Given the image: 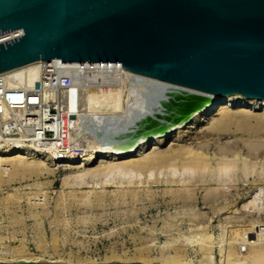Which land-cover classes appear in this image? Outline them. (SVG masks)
<instances>
[{
	"label": "rangeland",
	"instance_id": "rangeland-1",
	"mask_svg": "<svg viewBox=\"0 0 264 264\" xmlns=\"http://www.w3.org/2000/svg\"><path fill=\"white\" fill-rule=\"evenodd\" d=\"M175 99L170 96L163 98L159 105L161 108L152 113L149 122L145 115H142L144 118L137 114L139 120L135 125L138 123L139 127L137 124L134 134H140V131L142 136V131L155 132L161 125L176 124L179 121L176 117H181L182 112L184 114L191 106L186 104L187 99H181V104L185 102L182 104L184 107L179 106L178 99ZM225 111L216 108L213 115L194 128H189L188 123V126L174 130L166 140H159L164 143L163 152H181L184 147H191L192 150L184 154L186 157L195 153L205 154L210 157L213 168L217 167L215 161L237 160L234 163L231 159L236 168L231 172V179L222 182L227 195L221 193L223 186L220 184L201 185L183 168H165V165H175L177 160L159 169L139 170L138 167L121 166L111 171L104 168L110 162L100 158L92 166L97 171L91 175L84 174V167L79 166L83 163L81 158L76 159L74 165L64 161L56 164L47 162L46 170L40 169L36 162H30L32 159L29 160L32 164L27 163L33 166L16 169H13V161L4 162L7 164L0 169V253L11 257L10 251L20 248L47 259H62L61 262L67 264L113 261L202 264L208 261L206 255L209 254L213 264H225L224 256L241 252L240 244L246 248L249 240L255 241L254 238L259 235L257 229L261 226L257 223H264L263 213L257 215L253 212L252 215V207L242 209V205L251 202L261 191L259 188L264 187V112ZM141 117L147 122L139 123L142 122ZM87 123L84 125L92 129ZM110 128L111 136L106 131L108 135L101 132L103 137L99 138L107 141L105 145L122 139L112 136L119 134H115V128ZM206 131L208 134H205ZM179 133L182 135L180 138ZM184 133L189 137L185 135V139L179 141ZM84 135L81 127L74 134L81 140L74 144L79 153L85 150ZM127 137H123L125 141L129 140ZM115 138L118 140L115 141ZM9 139L5 138V143L0 141V145H9L6 143L14 138ZM157 141L152 142L155 144ZM99 143L103 147V143ZM145 148L143 150L148 154L156 152L154 146ZM140 155L143 156L138 151L131 158L137 159ZM178 161L181 163L183 160ZM206 171L211 177L209 169ZM217 187L220 191L213 192V198L208 191ZM197 225L207 227L208 233L202 232L211 236L199 233L203 229ZM222 227H226L225 233ZM236 235L239 236L238 243L232 241ZM206 245L212 246L211 250L205 248Z\"/></svg>",
	"mask_w": 264,
	"mask_h": 264
},
{
	"label": "water",
	"instance_id": "water-1",
	"mask_svg": "<svg viewBox=\"0 0 264 264\" xmlns=\"http://www.w3.org/2000/svg\"><path fill=\"white\" fill-rule=\"evenodd\" d=\"M14 30L22 35L0 43V73L52 59L116 62L216 96L264 102V0H0V35Z\"/></svg>",
	"mask_w": 264,
	"mask_h": 264
},
{
	"label": "bare ground",
	"instance_id": "bare-ground-1",
	"mask_svg": "<svg viewBox=\"0 0 264 264\" xmlns=\"http://www.w3.org/2000/svg\"><path fill=\"white\" fill-rule=\"evenodd\" d=\"M102 66L106 70H112L113 75L111 77H107L105 75H104V77L100 76L98 79H95V80H98L96 85L88 86V85H86L85 79H83L79 76L75 77V81H76L78 87L80 88L79 91L82 94L81 95L82 101L80 103L81 113L79 115V119H80V127H81L82 131H84V134H85L84 135V138H85L84 142L86 144L83 142L85 144L84 152L83 153H76V152L70 150V152L67 153V152H60V151H57V149H54L53 153L44 154L43 152H40V151H34L35 149L32 145H19L17 138L12 137L11 139H13V138L14 139L9 141V142L13 141L15 144L6 145V146L0 145V169H3L2 168L3 164L9 163L8 161H10V162L13 161V167H14V168L12 167L13 169H16L18 167H20V168L21 167L25 168L27 166L30 167V166H33V165H30V164H32L30 162H34V163L36 162L37 164L36 163L35 164L37 166H40L39 167L40 169L45 168V170H46L45 164L47 162H49V163L52 162V163L56 164V163L64 161V163H66V164L74 165L77 162L76 159L81 158L83 163H81L79 166L84 167V170H85L84 174L91 175L97 171V169L93 168L92 166L100 158L104 159L106 162H110L106 166H104V168L111 170V171L118 168V167H121V166L122 167H126V166L138 167L139 170H144V169L150 170L153 168L159 169L158 167L161 168L165 164H168L169 162L173 163L174 161L177 160V162H174L175 165H173V164L172 165H170V164L165 165V168H169L171 166H173V169H175V170L178 168L179 169L183 168L186 172H188L191 176H193L197 182H200L201 185H206V184H210V183H217V184H220L223 186V188H220V189H222L221 193H225V187H224L225 184L223 185L222 182L227 181L228 178H230L231 172L232 171L234 172V170H236V168L234 167V164L231 162L232 158L230 159V161H229V159L228 160L225 159L228 162L215 161V165L217 162V165H216L217 167L213 168V166L209 162L210 157L208 158V156L207 157L204 156L205 154L199 155L198 153H195L194 155H191V156L188 155L186 157L184 154L189 153L188 151L192 150L191 147H184V150H182L183 148L181 147L182 148V149H180V150H182L181 152L180 151L163 152L161 148L163 147L164 143H162L159 139L164 138L166 140V137L170 136V134L174 130L182 128V127H186V125L188 126V123H189V128H194L195 125L197 126V124H199L202 120H205L206 118H209L211 115H213V112L215 111L216 108L226 110L225 111L226 113L229 111L232 112V110H234V109L240 111L239 113H241V112L242 113H244V112H247V113L248 112H264V102L262 100L257 99V98L249 99V98H244L240 95L216 96V95H213V94H210L207 92H203L200 90H196V89H192L189 87H185V86L177 85V84L166 82V81H161V80H158L155 78L147 77L144 75L136 74V73H133V72H130V71L124 69L123 66L117 65V64H111V63L108 64L107 63V64H104ZM24 68H27L28 71H24ZM9 72H11V73L14 72V73L18 74L19 76H25V78L29 79L30 84H34L37 81L39 74H40L39 62H34V63L27 65L26 67L17 68L15 70H11ZM87 88H88V90L86 91ZM168 96H170V98L172 97L174 99L177 98L178 99V105L181 104V99H183V100L187 99L189 101L191 100L192 104H191V101L190 102L188 101L189 103L186 101V104L190 105L191 107H188L186 105L189 108L188 109L185 106L184 109L187 108L186 111H184V109L181 108L184 111V114L182 111H181L182 112L181 115L178 113L181 117H179V116L176 117V119L177 118L179 119V121L177 120L178 122L176 124L173 123L172 125L171 124L161 125V127H159V128L157 127L158 129L155 130V132L152 130L149 132H146V133H145V131H142V132H144V135H142V136H141L140 131H139L140 134H134L135 131L137 132V129L139 127L138 123H137L138 125L136 124L138 127L135 125V122H137L139 120V119H137L139 117L136 118L137 114H140L141 116L145 115V117H147V120L149 122L150 116L153 115L152 113H155L156 111H158L161 108L159 105H161L160 103H161L162 99L165 97H168ZM179 98H180V100H179ZM177 99H175V100L177 101ZM183 103H185V102H183ZM167 104H165V105H167ZM182 104H181V106L184 107ZM162 109H163V107H162ZM181 109H179V111ZM142 117H144V116H142ZM142 117H141V119H142ZM143 119L141 120L142 122H139V123L142 124V123L147 122V120H145V119L143 120ZM86 121H88V123L92 129L89 130V128L87 127L88 125L87 126L84 125V123L86 124ZM174 126H176V127H174ZM110 127L115 128L114 129L115 134L116 133L119 134L118 136H116L114 134L112 136H114L116 138L119 137L120 139L122 138L121 140L124 142H122L121 140L117 142L116 140H118V139L115 138L116 142L114 144H112V142H110L111 144L105 145V143H107V141L105 142L104 140H99L100 137H103L104 132H106V131L110 132L111 131L112 128H110ZM135 128H136V130H133ZM155 129H156V127H155ZM101 132H103V133H101ZM105 134L107 136L108 132H106ZM110 134H112V133L110 132L109 136H111ZM205 134H208V132L206 131ZM125 135H127L128 136L127 138H129V140L126 138L127 142L124 140L125 138H123V137H125ZM131 135H133V136H131ZM134 135H140V136H134ZM176 135H178V134H176ZM185 135L189 137V135L184 133L183 138L179 139V141L184 140ZM179 136H182V135H180V133H179L178 137ZM105 137H104V139H105ZM137 137H138V139H137ZM108 138H110V137H108ZM98 140L100 141V143L101 142L103 143V144L101 143L103 147H101V145L100 146L98 145V143H99ZM153 140H158V141L154 144L152 142ZM175 140H176V138H175ZM60 143H61V141H56L54 143V145L57 146ZM148 146H149V148H150V146L151 147L154 146L155 147L154 149L156 150V152L151 153V154L146 153V151H144L143 149L145 147H148ZM138 151L143 156L140 155L141 157H139L137 159L131 158L134 155H136V153ZM213 158L215 160V157H213ZM235 158L237 159V156ZM122 159H126V160L120 161ZM179 159H182L183 161L181 163H179V161H178ZM29 160H31V161L29 162ZM172 160H173V162H172ZM233 160L234 159H232V161ZM6 161H7V163H4ZM223 161H224V159H223ZM234 161L233 162L236 163L237 160H234ZM240 161H242V160H240ZM27 162L30 164H28ZM177 163L179 165H177ZM238 163H239V161H238ZM243 165H245V164H243ZM37 166L36 167L34 166V167L37 168ZM207 169H209V173H210L211 177H209L206 174ZM241 169H244V168H241ZM252 169H254V168H252ZM49 171L52 172V170H49ZM1 173H3V172H1ZM244 173H246V171ZM246 176H247V174H246ZM172 180H174V179H172ZM0 181H1V178H0ZM168 181H170V180H168ZM194 185H196V184H194ZM193 188L196 189L195 187H193ZM218 188L219 187H217V189H214L213 191L212 190L208 191L209 193L211 192L209 195L211 196V194L213 192H214V194H216L215 192L220 191V190H218ZM259 189L261 191L254 196V198L251 202H249V203L247 202V203H244V205H242L243 210H244V208L249 209V207H252L253 208L251 210L252 215H253V212H256L257 215H258V213L264 214V187H260ZM222 196H225V195L222 194ZM212 197H213V194H212ZM217 197H218V195H217ZM258 198H259V200H256ZM212 202H214V201H212ZM226 203H228V202H226ZM216 211H217V209H216ZM215 213H217V212H215ZM232 215L235 217L234 214H232ZM236 215H238V214H236ZM244 215L247 216L246 212ZM229 216H227V217H229ZM258 221H259V219H258ZM257 225L262 226V225H264V223L261 224V222H258ZM199 226L197 225V227L199 229H203L199 233H202L204 236L205 235H207L208 237L211 236V234L209 235V234L205 233V232L208 233V231H206L207 227H205V226L199 227ZM202 231H205V232H202ZM226 231H227L226 227H222V232L225 233ZM257 233H255L254 235H257ZM236 234H238V232H236ZM238 235H236V237H233L232 238L233 240L232 239H230V240L236 241L238 243V241H239ZM263 236H264V232H259V235H257V239H255L256 237L254 238L255 241L249 240V244L245 242L246 245L247 244L249 245V246L247 245L246 248H242L241 244L239 243L240 244L239 247L241 249V252H240V250H239V252L236 251L237 253L233 251L234 253H230L226 257L224 256L225 264H264V239H263L264 237ZM240 239L242 240V238H240ZM244 239H245V236H244ZM240 242L242 243V241H240ZM232 245H234V243H232ZM209 246H207L205 248L210 249L212 247V246L211 247H209ZM10 252H11V257H7V256L0 253V262H18V261L39 262L41 259H44L48 262H61L62 261V259H53V258L47 259L44 256L35 255L33 253H29L26 250L20 249V248H13L12 251H10ZM10 252H8V253H10ZM230 252H232V251H230ZM206 256H207L208 261L202 263L204 260L203 259L201 263L202 264H213L211 262V259H210L211 256L209 254ZM212 261H213V259H212ZM165 264H172V263L166 262Z\"/></svg>",
	"mask_w": 264,
	"mask_h": 264
},
{
	"label": "built area",
	"instance_id": "built-area-1",
	"mask_svg": "<svg viewBox=\"0 0 264 264\" xmlns=\"http://www.w3.org/2000/svg\"><path fill=\"white\" fill-rule=\"evenodd\" d=\"M21 35V30L1 34L0 43ZM38 62L40 74L34 84L14 72L0 73V141L5 143V138L16 137L19 145H32L34 151L49 154L57 149L79 153L74 144L81 140L74 134L80 129L82 94L75 77L79 76L86 80V85L93 86L100 76L113 75L112 70H106L102 65L122 64L64 62L61 59ZM24 71H28L27 68ZM56 141L61 143L56 146ZM257 230L258 234L264 232V225Z\"/></svg>",
	"mask_w": 264,
	"mask_h": 264
}]
</instances>
